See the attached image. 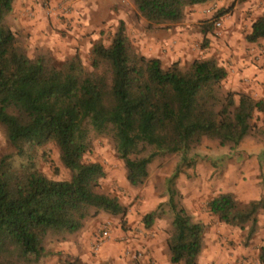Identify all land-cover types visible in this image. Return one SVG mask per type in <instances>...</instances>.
<instances>
[{"label":"trees","instance_id":"16d2710c","mask_svg":"<svg viewBox=\"0 0 264 264\" xmlns=\"http://www.w3.org/2000/svg\"><path fill=\"white\" fill-rule=\"evenodd\" d=\"M15 1L0 0V126L17 149L15 155L0 157V264H39L50 255L51 240H66L100 212H124L116 196L102 191V164L84 160L91 132L112 134L126 180L139 187L148 177V165L160 154L181 153L186 159L205 138L239 146L257 115H263L264 123V94L256 98L225 91L222 83L228 72L214 58L195 59L187 69L177 62L165 68L160 58L135 49L124 21L109 45H93L90 70L78 54L61 64L45 52L30 57L21 32L8 22ZM210 1L132 0L148 29L179 23L189 8ZM218 18L216 14L207 21L214 26ZM209 29L202 27V33L207 36ZM260 40L264 14L247 36L249 43ZM52 142L70 172L67 180L50 178L34 160L25 159L26 144L43 147ZM169 193L174 212L167 242L170 261L198 264L206 225L177 204L176 189ZM208 208L228 226L250 223L252 236L264 197L242 204L225 193L210 200ZM259 259L264 264V246ZM65 264L88 263L74 259Z\"/></svg>","mask_w":264,"mask_h":264},{"label":"rangeland","instance_id":"374dc122","mask_svg":"<svg viewBox=\"0 0 264 264\" xmlns=\"http://www.w3.org/2000/svg\"><path fill=\"white\" fill-rule=\"evenodd\" d=\"M14 7L8 22L21 32L27 54L34 57L45 52L55 64L64 63L78 54L90 70L93 45L98 41L109 45L120 21L125 22L135 49L149 57L160 58L165 68L177 62L182 69H187L195 59L214 58L227 69L229 76L236 69L237 73L241 72L238 65L241 56L247 58L251 54L253 59L264 56L263 40L247 41L252 24L264 14V0H212L189 8L179 23L163 24L153 29L147 28L148 22L139 15L132 0H16ZM208 7L215 8V13L208 15ZM193 13L198 16L196 21L191 17ZM216 14L222 20L220 29L207 21ZM202 27L210 28L207 36L202 33ZM154 34L170 39L159 51L151 42L150 36ZM180 34H184L182 41ZM178 51L182 55L177 57ZM251 65H254L252 59L246 68L248 72L251 70L247 73L250 75L242 76V82L246 83L244 79L248 78L250 85L255 79L252 76H257V69L264 68V58L259 64L255 63V67ZM226 79L222 83L225 91L244 92L229 88ZM263 86L264 83L257 91H251L252 95L260 98L264 94ZM252 124L253 130L239 146L221 145L216 139L205 138L185 156L186 159L181 153L160 154L148 165V177L139 187H131L126 180L125 165L112 134L91 132V146L84 160L102 164L105 171L102 191L116 196L124 207L121 215L100 212L87 221L96 226L95 239L102 227L110 223L111 237L103 249L120 245V253L129 264H134L130 255L140 248L139 244H144L150 246V250L140 248L149 264H158V256L154 255L156 250L161 261L166 256L172 264L167 242L174 218L169 205V189L174 188L178 191L177 204L184 206L195 221L206 225L198 264H263L259 257L264 246V210L258 215L256 232L250 236V223L244 227L228 226L208 208L210 200L225 193H232L242 204L264 197L263 115H257ZM24 149L25 159L34 160L43 174L59 180L70 178V172L60 160V148L55 143L43 147L26 144ZM16 153L17 149L9 141L4 127L0 126V157ZM18 162L22 159L18 158ZM178 167V177L170 186L169 180ZM149 214L153 216L147 219ZM48 249L50 255L39 264H65L79 259L72 253L71 236L62 241L51 240ZM88 253L97 254L92 245Z\"/></svg>","mask_w":264,"mask_h":264},{"label":"crops","instance_id":"0c3cea01","mask_svg":"<svg viewBox=\"0 0 264 264\" xmlns=\"http://www.w3.org/2000/svg\"><path fill=\"white\" fill-rule=\"evenodd\" d=\"M15 10V7L13 9V11ZM198 10V9H197ZM191 17L196 21V18H198L197 14H192ZM47 34H50V32L45 31ZM54 34V32H52ZM50 36V35H49ZM179 36H183L179 37L180 41H182V39H184V34H180ZM151 42L154 46H156V50L159 51L158 49H160L162 46H164L163 44H168L169 40L167 37L165 36H161V35H151L150 36ZM182 54H180V52L178 51L176 53V56H181ZM250 57L247 56V58H242L243 56H241L239 58V62L238 65L240 66L241 72L237 73V69L235 71V73L233 75H229L226 79L227 82V86L233 90H243L244 92H248V93H253L251 91H257L258 89L261 88L262 84L264 83V68H260V70L255 72L257 74V76H252L253 77V84L250 85L247 83V81H249L248 78H245L244 80L246 81V83L243 80V75H245L244 77H246V75H250L247 73H250L251 70L248 72L249 69L248 66H250V60L252 59V61H254V65H251L253 67H255V63H260L261 61H263L262 57H254V59L251 57L252 55L249 54ZM260 61V62H259ZM237 66V67H239ZM233 68V67H232ZM264 87V86H263ZM95 233H96V226L91 224V223H86L84 228L71 236V241L72 244L74 245V250L72 253H75L76 257H79V259L85 263L88 264H95V263H99V262H109L111 264H129V262L125 259V257L122 255V253H120L121 250V246L117 245V244H113L111 246H109L108 248L105 249H101V251L96 254L95 256L91 255L88 253L89 251V247L91 249V245L93 244L94 240H95ZM140 248L144 249V250H150V246L146 247L144 244H139ZM206 250V249H205ZM204 250V251H205ZM153 251V250H152ZM158 256V264H169V260L167 259V257L165 256V258L161 261V259L159 258V253L156 250L155 254ZM131 264V263H130ZM143 264H149V260L148 258L145 256L143 259Z\"/></svg>","mask_w":264,"mask_h":264},{"label":"built area","instance_id":"2783aa9c","mask_svg":"<svg viewBox=\"0 0 264 264\" xmlns=\"http://www.w3.org/2000/svg\"><path fill=\"white\" fill-rule=\"evenodd\" d=\"M206 13L208 15H212L215 13V8L213 7H208L206 9ZM214 26L216 29H220L222 27V20L221 19H217L214 22ZM111 237V227H110V223H107L106 225H104L102 227V229L100 230L97 238L95 239V241L92 244V249L95 253H99L101 251V249L103 248L104 244L107 242V240ZM126 243V242H125ZM128 253V252H127ZM130 253V251H129ZM143 257H144V253L142 252V250L139 249H135L131 255H130V260L134 261V264H143Z\"/></svg>","mask_w":264,"mask_h":264}]
</instances>
